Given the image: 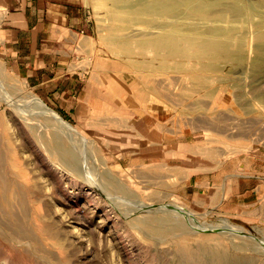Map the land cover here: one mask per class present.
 <instances>
[{"label": "rangeland", "instance_id": "rangeland-1", "mask_svg": "<svg viewBox=\"0 0 264 264\" xmlns=\"http://www.w3.org/2000/svg\"><path fill=\"white\" fill-rule=\"evenodd\" d=\"M145 1L85 0L103 81L91 115L62 116L0 58V264H264V173L246 178L264 160V0H204L199 12L177 0L162 28L133 15ZM234 2L246 4L240 20ZM171 26L198 44L230 37L241 60L152 46ZM218 166L233 199L197 207L189 174ZM255 183L244 198L256 202L235 213V194Z\"/></svg>", "mask_w": 264, "mask_h": 264}, {"label": "crops", "instance_id": "crops-1", "mask_svg": "<svg viewBox=\"0 0 264 264\" xmlns=\"http://www.w3.org/2000/svg\"><path fill=\"white\" fill-rule=\"evenodd\" d=\"M91 21L85 0H0V58L13 74L23 78L46 104L67 119L77 115L78 108L92 114L101 100L98 91L103 81L90 57L94 43ZM258 161V168L252 169L253 174H246V178L260 179L264 160ZM215 170L199 169L189 174L184 194L197 207L221 209L233 199L230 182L217 181L223 168L218 166ZM242 170L250 173L251 164H243ZM209 172L215 174H205ZM248 187L249 191L235 194V213H246L240 210L241 205L256 202L245 200L244 193L256 194L259 184Z\"/></svg>", "mask_w": 264, "mask_h": 264}, {"label": "bare ground", "instance_id": "bare-ground-1", "mask_svg": "<svg viewBox=\"0 0 264 264\" xmlns=\"http://www.w3.org/2000/svg\"><path fill=\"white\" fill-rule=\"evenodd\" d=\"M122 1V0H121ZM141 1V0H140ZM143 1V0H142ZM145 1V0H144ZM187 2H190L192 4V11H203V8L205 9L206 5L208 6L211 5L210 3H206L204 0H185ZM209 1V0H208ZM120 4V3H119ZM144 7L142 8H138L137 10L132 11L133 15L137 18H145L146 19H150L152 21H154V23L156 22L160 28H162L161 26H170L171 21H173V18H175L177 16L176 11L178 9V1L174 0V2H170L169 0H146L144 2ZM231 5V11H233L236 16L238 15L237 18H239L240 20V13L242 11H245L246 9V4L244 3H240V2H234ZM229 5V6H230ZM130 6V5H129ZM131 7V6H130ZM207 9V8H206ZM205 11V10H204ZM106 12V11H105ZM231 12V13H233ZM245 13V12H244ZM242 13V14H244ZM199 14V13H198ZM241 14V15H242ZM133 16V17H134ZM179 16V15H178ZM242 18V17H241ZM172 19V20H171ZM226 18L224 17H220L218 18V20H224ZM227 21V20H226ZM226 21L224 20L222 23H220V26L218 29H220L223 33L228 32L231 28L229 27L230 24L226 23ZM257 26H260L262 24H264V19H260L257 20ZM153 23V24H154ZM173 24V23H172ZM173 26V25H172ZM171 26V27H172ZM231 26V25H230ZM241 26V25H240ZM239 26V27H240ZM198 27V26H197ZM165 28V27H164ZM168 28V27H167ZM192 30H194L193 28H191ZM195 29H197L195 27ZM191 30V32H192ZM198 30V29H197ZM199 31V30H198ZM197 31V32H198ZM232 31V30H231ZM210 32V30H209ZM203 33H208V32H201L199 34H203ZM211 33V32H210ZM193 34V33H192ZM196 34V33H194ZM198 34V33H197ZM212 34V33H211ZM210 34V36H211ZM261 34V33H260ZM214 35V34H213ZM209 37V36H208ZM260 37L264 38V35H261ZM213 38V37H212ZM180 41H185L187 43V46L185 47H181L180 46ZM198 42V41H197ZM203 42V41H202ZM201 43V42H200ZM198 44L195 43L192 40L191 34L187 33V32H180L176 27H172V29H170L169 31H167L166 33H164L163 35L159 36L156 39H153V42H151V45L154 47H166L168 49H170L173 52V49L175 51V53L177 55L180 56H186V57H195V58H207V57H213V59L217 56H222L225 59H236V60H241V45L237 42V41H232V38L228 37L222 40H216V39H207L206 42L204 44ZM167 52V51H166ZM171 52V53H172ZM169 54V53H168ZM167 54V55H168ZM210 59V58H208ZM191 70H195L191 69ZM33 102L36 104L37 107H39L42 112L47 113L49 116H52L53 118H55V120L57 121V123L59 122L62 127L64 126L65 128H67L68 132L69 129L70 134L74 131V128L66 121H64L55 111H53L52 109H50L48 106H46L43 101L38 97V96H33L32 98ZM41 112V113H42ZM18 113V112H17ZM19 116V115H18ZM26 118V117H25ZM56 123V124H57ZM39 126V125H38ZM61 127V126H60ZM66 130V131H67ZM76 135V133L74 132V136ZM77 139V138H76ZM79 142V141H78ZM61 144V143H59ZM72 144V143H71ZM60 146V145H59ZM63 146V145H62ZM67 148V147H66ZM49 149V148H48ZM72 149V148H71ZM68 150V149H66ZM63 151V150H62ZM78 153L79 151L76 150ZM58 152V151H57ZM60 152V151H59ZM66 152V151H65ZM70 153V152H69ZM67 155H70V154ZM66 155V153H65ZM71 162L69 161L68 163L71 164V166L73 165L76 169L80 168V163L81 161L80 158L78 159V155L73 156V154H71ZM92 161V160H91ZM84 164V163H83ZM87 166V165H86ZM81 167H84L83 165ZM74 170V169H73ZM108 170V169H107ZM82 171V170H81ZM108 172V171H107ZM79 174V173H78ZM77 174V175H78ZM82 174V173H81ZM110 174V173H108ZM106 174V176L108 175ZM115 175V174H113ZM110 176V175H109ZM112 177V176H111ZM17 178V177H16ZM108 178V177H106ZM20 179V178H19ZM103 179V178H102ZM110 179V178H108ZM107 180V179H106ZM25 182V181H24ZM24 185V184H23ZM111 185V184H110ZM122 185V184H121ZM117 187V186H116ZM114 188V187H113ZM123 189V188H122ZM120 190V189H119ZM115 192V191H114ZM119 192V191H118ZM29 202V201H28ZM134 209V208H133ZM171 211V209H170ZM176 212V211H175ZM174 212V213H175ZM178 213V212H177ZM156 214V213H155ZM171 214V212H170ZM154 215V214H153ZM190 216L193 217V213H189ZM146 216V215H144ZM147 217V216H146ZM150 217V216H148ZM194 218V217H193ZM162 219V218H160ZM146 220V219H145ZM154 220V219H153ZM161 221V220H159ZM163 221V220H162ZM172 221V220H171ZM178 221V220H177ZM184 221V220H183ZM194 221V220H193ZM192 221V222H193ZM165 222V221H164ZM163 222V223H164ZM158 223V222H157ZM160 223V222H159ZM180 223V222H179ZM184 223V222H183ZM195 225V224H193ZM174 226V225H173ZM160 227V226H159ZM162 227V226H161ZM206 228V227H205ZM156 234V233H155ZM153 235V234H152ZM160 237V236H159ZM28 241V240H27Z\"/></svg>", "mask_w": 264, "mask_h": 264}]
</instances>
